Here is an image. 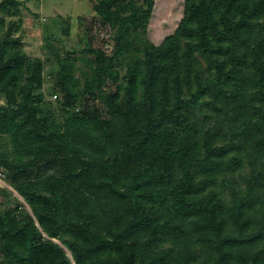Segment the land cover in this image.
Segmentation results:
<instances>
[{"label": "trees", "instance_id": "1", "mask_svg": "<svg viewBox=\"0 0 264 264\" xmlns=\"http://www.w3.org/2000/svg\"><path fill=\"white\" fill-rule=\"evenodd\" d=\"M181 2L154 43L155 0H92L110 51L52 19L45 59L0 0V264H264V0Z\"/></svg>", "mask_w": 264, "mask_h": 264}, {"label": "rangeland", "instance_id": "2", "mask_svg": "<svg viewBox=\"0 0 264 264\" xmlns=\"http://www.w3.org/2000/svg\"><path fill=\"white\" fill-rule=\"evenodd\" d=\"M20 1L23 2L19 7L22 24L16 35L21 34L23 48L29 58L41 57L46 59L51 57L49 54L43 53L42 38L46 26L44 23L49 24L52 19L57 22V29L52 31L51 24L47 27H50L49 31L54 36L51 44L57 50L68 51L69 54L74 52L79 55L82 54L80 51L88 48L99 47L106 53L110 51V29L95 16L92 10V0H63L62 3L60 0ZM181 14V0H155L153 13L148 23V39L158 43L164 36L172 33ZM81 16L85 19L80 20ZM86 23L91 24L87 27ZM88 37L92 39L90 40ZM49 65L56 69L53 60ZM49 65H46L45 71ZM49 86L50 84H46L43 89L46 94L45 101H51L54 104V99L50 98L47 93ZM0 103H3L1 97ZM59 122L60 120L56 122V125ZM56 131L60 133L65 130L57 129ZM3 190L10 189L7 182L0 178V196H2ZM10 191L12 192L11 197L17 196L14 191ZM18 199L22 200L19 197Z\"/></svg>", "mask_w": 264, "mask_h": 264}]
</instances>
